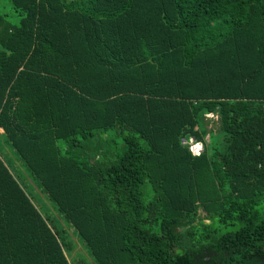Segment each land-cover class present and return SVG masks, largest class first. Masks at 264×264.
Returning a JSON list of instances; mask_svg holds the SVG:
<instances>
[{
    "label": "trees",
    "instance_id": "obj_1",
    "mask_svg": "<svg viewBox=\"0 0 264 264\" xmlns=\"http://www.w3.org/2000/svg\"><path fill=\"white\" fill-rule=\"evenodd\" d=\"M0 130V264H264V0H0Z\"/></svg>",
    "mask_w": 264,
    "mask_h": 264
},
{
    "label": "rangeland",
    "instance_id": "obj_2",
    "mask_svg": "<svg viewBox=\"0 0 264 264\" xmlns=\"http://www.w3.org/2000/svg\"><path fill=\"white\" fill-rule=\"evenodd\" d=\"M208 120H212L211 124H208L207 127L208 128H213L216 126L215 123H213V121H216V117H213L212 114L210 116H208ZM0 133H2V131L0 130ZM4 138L3 136H1L0 134V151L3 154L5 160L7 161V163L9 164V166L11 167V169L14 171V173L20 178V180L23 182L24 185H26L28 191L32 194V197L34 198V200L36 201L38 207L41 208V210L45 213V214H49L51 216L52 219L58 221L59 219L57 218V214L55 213V210L53 207H50L48 204V202L41 196L40 192L37 189V185L36 182L32 181L29 173L26 171V169L24 168V166L21 164V162L18 160L16 154L13 152V150L6 144L4 143ZM196 147V146H195ZM198 148V147H197ZM194 152H197L198 150L195 148ZM71 234V233H70ZM74 244V251L72 252V256L77 259V256H82L84 257L83 259L90 261L88 259V255H87V251L84 250V247H82L77 240H75L74 238H71ZM80 258V257H79Z\"/></svg>",
    "mask_w": 264,
    "mask_h": 264
},
{
    "label": "water",
    "instance_id": "obj_3",
    "mask_svg": "<svg viewBox=\"0 0 264 264\" xmlns=\"http://www.w3.org/2000/svg\"><path fill=\"white\" fill-rule=\"evenodd\" d=\"M198 145H200L201 148H200V149H197V150H198L197 152L201 153V151H202V145H201V144H197V145H195V146L197 147ZM195 146H193V148H192V151H193V152L195 151V150H194V149L196 148ZM194 153H195V152H194Z\"/></svg>",
    "mask_w": 264,
    "mask_h": 264
},
{
    "label": "bare ground",
    "instance_id": "obj_4",
    "mask_svg": "<svg viewBox=\"0 0 264 264\" xmlns=\"http://www.w3.org/2000/svg\"><path fill=\"white\" fill-rule=\"evenodd\" d=\"M201 147H200V145L198 146V148L196 147V149H200Z\"/></svg>",
    "mask_w": 264,
    "mask_h": 264
},
{
    "label": "built area",
    "instance_id": "obj_5",
    "mask_svg": "<svg viewBox=\"0 0 264 264\" xmlns=\"http://www.w3.org/2000/svg\"><path fill=\"white\" fill-rule=\"evenodd\" d=\"M194 154L198 155V154H199V152H195Z\"/></svg>",
    "mask_w": 264,
    "mask_h": 264
}]
</instances>
